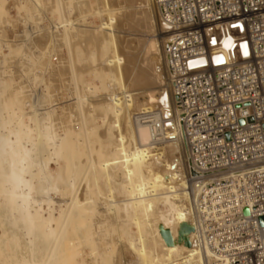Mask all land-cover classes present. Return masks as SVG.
<instances>
[{"label":"bare ground","instance_id":"1","mask_svg":"<svg viewBox=\"0 0 264 264\" xmlns=\"http://www.w3.org/2000/svg\"><path fill=\"white\" fill-rule=\"evenodd\" d=\"M155 11L0 0V264H209L186 149L141 119L178 114Z\"/></svg>","mask_w":264,"mask_h":264},{"label":"built area","instance_id":"2","mask_svg":"<svg viewBox=\"0 0 264 264\" xmlns=\"http://www.w3.org/2000/svg\"><path fill=\"white\" fill-rule=\"evenodd\" d=\"M155 4L178 114L141 119L156 146L186 149L191 186L202 189L196 210L209 264H264V0ZM231 41L230 61L212 54ZM174 125L180 136L170 134Z\"/></svg>","mask_w":264,"mask_h":264},{"label":"rangeland","instance_id":"3","mask_svg":"<svg viewBox=\"0 0 264 264\" xmlns=\"http://www.w3.org/2000/svg\"><path fill=\"white\" fill-rule=\"evenodd\" d=\"M15 15V13H13V16ZM90 21H94L95 23H98V21L97 20H95V19H92V20H90ZM157 22V23H156ZM154 24H155V30H157L156 32L159 34L160 32H161V27H160V24H159V22H158V14H157V12L155 11V17H154ZM158 27V28H157ZM160 31V32H159ZM7 52V53H6ZM4 53L5 54H8V51H7V49H5L4 50ZM66 53V52H65ZM2 68H0V69H2V73H6V77L5 78H7L8 80L10 79L9 77H11V76H13V75H11L10 74V72H9V69H7V68H9V65L8 64H4V65H2L1 66ZM4 68V69H3ZM9 72V74H7ZM0 74H1V71H0ZM8 75H9V77H8ZM21 76V74L19 73V74H17V76H16V78H18L17 79V83L18 84H21L22 82H23V79L21 80V78H20V76ZM20 78V79H19ZM7 80V81H8ZM87 80H89V77H87ZM38 86V87H37ZM35 88V89H34ZM34 92L32 93V95H33V97L36 99V97L38 96V94H41V92H42V89H41V87H39V85L38 84H36V85H34ZM36 88H37V90H36ZM41 89V90H40ZM41 91V92H40ZM36 93V94H35ZM36 95V96H35ZM65 100V102H68L69 100L68 99H64ZM68 100V101H67ZM98 118H100L101 117V114L100 113H97V115H96ZM188 193L190 194V189H189V186H188ZM191 195V194H190Z\"/></svg>","mask_w":264,"mask_h":264},{"label":"water","instance_id":"4","mask_svg":"<svg viewBox=\"0 0 264 264\" xmlns=\"http://www.w3.org/2000/svg\"><path fill=\"white\" fill-rule=\"evenodd\" d=\"M228 47H230V48L233 47V42L232 41H231V43L229 44ZM240 124L244 125L245 122L241 121ZM192 176H194V177L197 176V173L195 171H192ZM245 214L248 215L249 211L246 210ZM260 223H261V226L264 227V219L263 218L260 220ZM183 231L186 232V233H191L193 231V229L190 228V227L185 226V227H183Z\"/></svg>","mask_w":264,"mask_h":264},{"label":"snow or ice","instance_id":"5","mask_svg":"<svg viewBox=\"0 0 264 264\" xmlns=\"http://www.w3.org/2000/svg\"><path fill=\"white\" fill-rule=\"evenodd\" d=\"M213 42H214V41H213ZM229 43H230V42H229ZM242 47L245 49L244 54L247 55V52H246V47H247V46H246V44L243 45Z\"/></svg>","mask_w":264,"mask_h":264}]
</instances>
